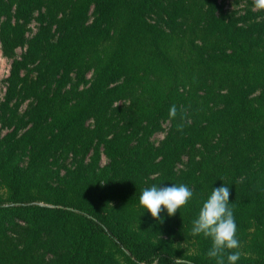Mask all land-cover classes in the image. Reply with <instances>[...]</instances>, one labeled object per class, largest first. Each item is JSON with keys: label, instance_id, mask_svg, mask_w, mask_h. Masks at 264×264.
I'll return each mask as SVG.
<instances>
[{"label": "trees", "instance_id": "obj_1", "mask_svg": "<svg viewBox=\"0 0 264 264\" xmlns=\"http://www.w3.org/2000/svg\"><path fill=\"white\" fill-rule=\"evenodd\" d=\"M0 45V264H215L191 230L224 184L238 264H264V11L0 0ZM180 184L163 223L139 203Z\"/></svg>", "mask_w": 264, "mask_h": 264}, {"label": "clouds", "instance_id": "obj_2", "mask_svg": "<svg viewBox=\"0 0 264 264\" xmlns=\"http://www.w3.org/2000/svg\"><path fill=\"white\" fill-rule=\"evenodd\" d=\"M253 4L256 10L264 11V0H253ZM175 115L176 110L173 107L170 116ZM193 196V191L185 184L153 185L142 190L139 203L153 219L163 223L161 213L164 210L169 217L175 216L180 209L188 206ZM231 204L230 187L224 184L219 188H213L202 204L198 217L193 221L192 236L203 235L211 239L212 247L207 256L214 259L215 264H238L241 258L238 226ZM181 262L182 259L175 260V264Z\"/></svg>", "mask_w": 264, "mask_h": 264}, {"label": "rangeland", "instance_id": "obj_3", "mask_svg": "<svg viewBox=\"0 0 264 264\" xmlns=\"http://www.w3.org/2000/svg\"><path fill=\"white\" fill-rule=\"evenodd\" d=\"M221 5L223 6L224 11L227 14L237 13L238 15L244 14L247 10H251L254 13H257L259 10L254 8L253 0H220ZM11 68V59L4 55L1 45H0V104L3 101L6 84L5 80L7 79ZM26 105V104H25ZM25 105L21 107V110L25 109ZM168 127L165 126V129ZM10 129L0 124V133L2 135L9 132ZM165 130L156 133L154 135L153 141L158 144L165 138Z\"/></svg>", "mask_w": 264, "mask_h": 264}]
</instances>
